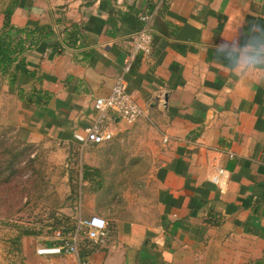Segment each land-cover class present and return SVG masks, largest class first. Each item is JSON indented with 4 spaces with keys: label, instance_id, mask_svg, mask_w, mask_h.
I'll return each mask as SVG.
<instances>
[{
    "label": "crops",
    "instance_id": "0c3cea01",
    "mask_svg": "<svg viewBox=\"0 0 264 264\" xmlns=\"http://www.w3.org/2000/svg\"><path fill=\"white\" fill-rule=\"evenodd\" d=\"M7 9L16 27L55 31L17 66L11 90L37 92V105L20 102L22 139L78 145L75 133L92 124L153 13L152 51L126 82L161 148H82L66 164L77 171L65 173L79 183L80 207L60 211L76 225L104 218L107 238L96 244L84 230L78 256L39 254L57 244L40 236L12 238L0 264H264V0H0V27ZM73 24L76 47L54 51ZM85 165L99 173L83 181ZM219 167L228 180L216 184Z\"/></svg>",
    "mask_w": 264,
    "mask_h": 264
},
{
    "label": "rangeland",
    "instance_id": "374dc122",
    "mask_svg": "<svg viewBox=\"0 0 264 264\" xmlns=\"http://www.w3.org/2000/svg\"><path fill=\"white\" fill-rule=\"evenodd\" d=\"M9 87V78L0 76V249L26 231L60 244L62 238L70 237L62 231L74 222L71 217L69 221L63 218L62 204L73 207L81 204L80 186L74 197L76 183L65 181L67 170L71 175L77 170H69L66 164L69 160L75 165L80 162L83 147L45 137L34 143L26 141L32 146L26 148L19 135L24 113L21 100L18 92L13 93ZM144 122L145 126H141ZM160 136L155 125L145 119L123 131L118 128L112 142L87 148H161ZM72 148H79L77 154L71 153ZM102 156L98 151L93 159L100 160ZM10 160L16 165V174L12 176L8 168Z\"/></svg>",
    "mask_w": 264,
    "mask_h": 264
},
{
    "label": "built area",
    "instance_id": "2783aa9c",
    "mask_svg": "<svg viewBox=\"0 0 264 264\" xmlns=\"http://www.w3.org/2000/svg\"><path fill=\"white\" fill-rule=\"evenodd\" d=\"M158 8H155L156 12ZM153 13L142 17V27L133 38V51L129 57L128 63L123 68V74L117 79L109 96L99 98L95 101L94 108L97 111L92 124L83 131L75 133V140L81 147L99 146L112 142L117 134V118L127 125H134L142 117L145 112L138 102L127 92L126 76L131 73L133 64L140 53L149 55L152 51L153 34L151 22ZM115 113L113 115L112 113ZM167 141V139L165 140ZM229 157L234 158L235 155L229 152ZM217 175L213 178L216 184L223 183L228 180V172L219 167ZM85 230V236L88 240L99 244L104 242L108 236L107 221L97 215L90 218H80L77 224L76 233L69 238H62L60 244L52 247L42 248L38 250L39 254H72L79 255L78 239L80 234Z\"/></svg>",
    "mask_w": 264,
    "mask_h": 264
},
{
    "label": "trees",
    "instance_id": "16d2710c",
    "mask_svg": "<svg viewBox=\"0 0 264 264\" xmlns=\"http://www.w3.org/2000/svg\"><path fill=\"white\" fill-rule=\"evenodd\" d=\"M13 10L7 9L3 13L2 26L0 27V76L9 78L10 89L14 87L17 82V66L24 65V56L26 53L32 51L39 45H41L44 41L52 40L55 37V31L51 25H27L25 27H16L11 22ZM213 15L217 17H221L213 12ZM65 35L62 40L54 42L50 47L54 49V51H62L64 50L63 45L68 48L76 47L79 38L81 36V27L78 24H73L69 28L65 30ZM14 93V92H13ZM36 91L32 94H25L24 90H20L18 92V96L21 101H24L29 104L37 105V97ZM35 99V100H34ZM20 135V131H19ZM20 138L22 139L21 135ZM24 140V139H23ZM24 144L26 148H31V144L27 143L24 140ZM28 150V149H27ZM17 157V156H16ZM16 160V159H14ZM16 165H14V161L10 160L8 164V168L11 171L10 176L16 174L15 171ZM92 171V172H90ZM99 170L92 169L88 166H83L82 170V178L83 181L87 180L90 174H98ZM77 175H79L77 173ZM78 182V180H77ZM79 188V183L73 185V191L76 192ZM65 220L69 221L70 218L67 216L63 217ZM62 228V227H61ZM76 223L72 222L66 229L62 232L65 235H70L75 232ZM38 236L39 234L32 231H26L24 234L22 233L18 236V240L26 235ZM94 251V248L90 250V253ZM257 264H262L261 262H257Z\"/></svg>",
    "mask_w": 264,
    "mask_h": 264
}]
</instances>
